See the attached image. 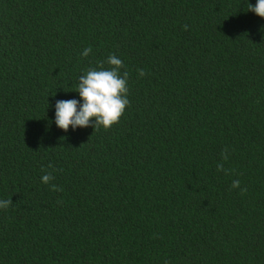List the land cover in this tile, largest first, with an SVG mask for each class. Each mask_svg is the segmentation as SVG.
Masks as SVG:
<instances>
[{"label":"trees","instance_id":"1","mask_svg":"<svg viewBox=\"0 0 264 264\" xmlns=\"http://www.w3.org/2000/svg\"><path fill=\"white\" fill-rule=\"evenodd\" d=\"M248 2L0 0V264H264V18ZM113 54L119 121L59 129L56 100Z\"/></svg>","mask_w":264,"mask_h":264},{"label":"clouds","instance_id":"2","mask_svg":"<svg viewBox=\"0 0 264 264\" xmlns=\"http://www.w3.org/2000/svg\"><path fill=\"white\" fill-rule=\"evenodd\" d=\"M247 10L264 18V0H255V4L248 2ZM90 52L91 47H88L83 49L81 55L88 56ZM105 63L110 67L105 68ZM123 67V61L113 54L96 67L80 74L73 90L78 93L79 99L56 100L53 105L54 124L67 132L70 126L72 130L88 126L107 129L117 123L129 105L128 72H121ZM140 75H144L142 69ZM221 167L218 165V168ZM52 178L50 173H45L40 179L47 184ZM239 183V180H234L232 187H239ZM11 203V199H0V209H8Z\"/></svg>","mask_w":264,"mask_h":264}]
</instances>
